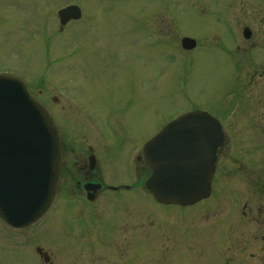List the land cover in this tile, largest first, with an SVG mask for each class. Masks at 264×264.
<instances>
[{
    "label": "rangeland",
    "instance_id": "374dc122",
    "mask_svg": "<svg viewBox=\"0 0 264 264\" xmlns=\"http://www.w3.org/2000/svg\"><path fill=\"white\" fill-rule=\"evenodd\" d=\"M70 4L82 18L61 26ZM0 72L51 111L64 158L45 218L0 223V264H264V0H0ZM193 109L226 133L212 193L158 205L139 144Z\"/></svg>",
    "mask_w": 264,
    "mask_h": 264
},
{
    "label": "water",
    "instance_id": "95a60500",
    "mask_svg": "<svg viewBox=\"0 0 264 264\" xmlns=\"http://www.w3.org/2000/svg\"><path fill=\"white\" fill-rule=\"evenodd\" d=\"M59 16L65 24L80 13L68 7ZM184 43L194 45L189 39ZM221 137L218 121L196 111L148 142L144 153L152 174L146 187L154 198L186 206L208 197ZM60 166L59 138L49 114L19 79L0 75V217L15 227L40 219L54 200Z\"/></svg>",
    "mask_w": 264,
    "mask_h": 264
},
{
    "label": "flooded vegetation",
    "instance_id": "af4514ba",
    "mask_svg": "<svg viewBox=\"0 0 264 264\" xmlns=\"http://www.w3.org/2000/svg\"><path fill=\"white\" fill-rule=\"evenodd\" d=\"M102 180H99V179H96V181L95 182H98V183H101L102 184V182H101Z\"/></svg>",
    "mask_w": 264,
    "mask_h": 264
}]
</instances>
